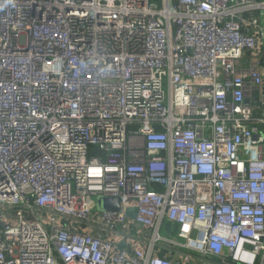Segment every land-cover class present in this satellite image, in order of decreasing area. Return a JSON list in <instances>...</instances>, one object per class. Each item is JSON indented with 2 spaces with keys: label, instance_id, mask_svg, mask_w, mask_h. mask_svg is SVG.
Listing matches in <instances>:
<instances>
[{
  "label": "built area",
  "instance_id": "2783aa9c",
  "mask_svg": "<svg viewBox=\"0 0 264 264\" xmlns=\"http://www.w3.org/2000/svg\"><path fill=\"white\" fill-rule=\"evenodd\" d=\"M0 264H264V0H0Z\"/></svg>",
  "mask_w": 264,
  "mask_h": 264
},
{
  "label": "rangeland",
  "instance_id": "374dc122",
  "mask_svg": "<svg viewBox=\"0 0 264 264\" xmlns=\"http://www.w3.org/2000/svg\"><path fill=\"white\" fill-rule=\"evenodd\" d=\"M154 2L161 3V0H153ZM95 199V198H94ZM162 235L165 236V233L162 231Z\"/></svg>",
  "mask_w": 264,
  "mask_h": 264
}]
</instances>
